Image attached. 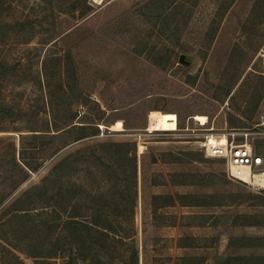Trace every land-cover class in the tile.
I'll return each instance as SVG.
<instances>
[{
  "label": "rangeland",
  "instance_id": "obj_1",
  "mask_svg": "<svg viewBox=\"0 0 264 264\" xmlns=\"http://www.w3.org/2000/svg\"><path fill=\"white\" fill-rule=\"evenodd\" d=\"M263 53L264 0H0V264H119L132 245L138 264L263 255L231 240L264 236V203L234 201L262 192L200 146L264 139ZM155 110L177 128L147 130ZM102 223L100 263L86 225Z\"/></svg>",
  "mask_w": 264,
  "mask_h": 264
},
{
  "label": "trees",
  "instance_id": "obj_2",
  "mask_svg": "<svg viewBox=\"0 0 264 264\" xmlns=\"http://www.w3.org/2000/svg\"><path fill=\"white\" fill-rule=\"evenodd\" d=\"M1 68H3V64L0 65V69ZM260 77L264 78V75H261ZM87 134H89V133H86V132L82 133L83 136L87 135ZM91 134H93V133H91ZM253 146L255 147V149L258 152H260L264 155V139L253 140ZM203 197L207 198L208 195H203ZM177 198L180 199V201H181L182 197L177 195ZM190 198L192 199V201L190 203L200 204V202L197 200L196 195H190ZM249 200H251V201H249ZM234 201L237 203H241V202L243 203L244 201H249V202H251V204L264 203V192H262L261 195H254V194L248 195L247 199H245L241 195L239 198L234 199ZM72 208L73 207H71L70 211L68 212L67 218L64 220V225L67 228L75 227L78 224V221L75 219L76 215H74ZM63 209L67 210L66 207H63ZM18 210H20V209H18ZM245 216L246 215H240V214H238V215L235 214L232 216L230 215L227 217L225 222L231 221V224H234V225H237V224L255 225L253 222H242V223H240L239 218H243ZM222 217H225V214ZM229 217H232L233 219L230 220ZM86 229H87V234H89V232L92 230L95 233H98L102 237V242L99 243V245H96L98 248L95 249L96 250V253H95L96 259H97V261L102 263L101 262L102 261L101 251L106 248V241L108 238H110L109 232H111L112 227L110 224L102 223L101 225H94V226L93 225H86ZM231 238H230L231 240H235V241L249 242L248 244H242V246H244V247H247V246L248 247H250V246L264 247V236L263 237L243 236L240 238H237V237H235V238L231 237ZM181 240H182V244H180V246H182V247L197 246V244L194 242L196 240V238H193V237L183 238L182 237ZM92 242L94 243L96 241H92ZM119 242L122 243V241L120 239H119ZM67 256H68L67 264H77L76 258L74 257V255L72 253H68ZM35 260H36L37 264H52L50 261H48L46 259H42L40 261L38 259H35ZM181 260L185 264H203V262L206 260V258L201 257V256H183V257H181ZM213 261H214V264H264V254L263 255L258 254L256 256L240 255V256H236V257H234V256L232 257L231 255H227V254L215 255V257H213ZM119 264H138V253H137V249H136L135 245H132V250H131L130 254L126 257H123Z\"/></svg>",
  "mask_w": 264,
  "mask_h": 264
},
{
  "label": "built area",
  "instance_id": "obj_3",
  "mask_svg": "<svg viewBox=\"0 0 264 264\" xmlns=\"http://www.w3.org/2000/svg\"><path fill=\"white\" fill-rule=\"evenodd\" d=\"M90 98L97 101L93 94ZM250 134L237 129L207 131L203 133L200 146L206 156L223 159L228 177L264 192V155L255 149Z\"/></svg>",
  "mask_w": 264,
  "mask_h": 264
},
{
  "label": "bare ground",
  "instance_id": "obj_4",
  "mask_svg": "<svg viewBox=\"0 0 264 264\" xmlns=\"http://www.w3.org/2000/svg\"><path fill=\"white\" fill-rule=\"evenodd\" d=\"M263 56V70H264V53ZM194 119L200 123H206V116L204 114L196 113L193 115ZM177 115L174 112H167L162 110H155L149 113V126L147 130H175L177 128ZM102 127V126H101ZM111 128L122 130L123 126L119 123H112ZM141 147V146H140Z\"/></svg>",
  "mask_w": 264,
  "mask_h": 264
},
{
  "label": "water",
  "instance_id": "obj_5",
  "mask_svg": "<svg viewBox=\"0 0 264 264\" xmlns=\"http://www.w3.org/2000/svg\"><path fill=\"white\" fill-rule=\"evenodd\" d=\"M191 58L190 54H180L179 55V62L183 64H188L189 60Z\"/></svg>",
  "mask_w": 264,
  "mask_h": 264
},
{
  "label": "crops",
  "instance_id": "obj_6",
  "mask_svg": "<svg viewBox=\"0 0 264 264\" xmlns=\"http://www.w3.org/2000/svg\"><path fill=\"white\" fill-rule=\"evenodd\" d=\"M175 205L177 204V203H174ZM167 205H172V197H170V202H169V204H167ZM178 205V204H177ZM181 206H183V207H189V205H187L185 202L184 203H181L180 204ZM222 216H223V213L219 216V218H222ZM219 218H217V219H219ZM227 223V222H226ZM228 223H231V221H229ZM216 224V223H215ZM231 225H234V224H231ZM238 225V224H237ZM182 247V246H181ZM185 248H187V247H185ZM226 251V250H225ZM225 255V254H224Z\"/></svg>",
  "mask_w": 264,
  "mask_h": 264
}]
</instances>
